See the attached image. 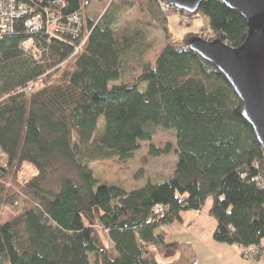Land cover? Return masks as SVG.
<instances>
[{
    "label": "trees",
    "instance_id": "16d2710c",
    "mask_svg": "<svg viewBox=\"0 0 264 264\" xmlns=\"http://www.w3.org/2000/svg\"><path fill=\"white\" fill-rule=\"evenodd\" d=\"M64 1V15L80 13L82 26L78 35L53 42L43 65L21 49L28 38L23 22L0 45V211L10 213L0 225V264H158L153 248L164 254L179 244L157 230L182 212L201 211L210 199L213 240L257 246L262 254L264 150L226 77L189 49L195 34L175 39L160 0H137L160 22L167 43L154 62L125 77L131 52L149 47L141 32L116 39L121 16L113 2L98 16L86 12L94 0ZM198 14L208 19L204 34L211 36L203 39L233 49L245 43V18L222 0H204L188 15ZM152 107L176 141L151 144L148 156L173 151L172 175L129 192L101 184L89 165L140 150L155 126L141 111ZM27 165L36 170L28 179ZM156 205L165 207L163 218L154 214Z\"/></svg>",
    "mask_w": 264,
    "mask_h": 264
},
{
    "label": "rangeland",
    "instance_id": "374dc122",
    "mask_svg": "<svg viewBox=\"0 0 264 264\" xmlns=\"http://www.w3.org/2000/svg\"><path fill=\"white\" fill-rule=\"evenodd\" d=\"M100 0H94L92 4L86 9L87 13H96L100 16L105 9L113 2L112 7L116 5L119 8L120 18L118 20L117 36L116 39L120 40L121 35H135L137 32H141L138 35L144 38V44L149 46L146 51L141 53L139 49H135L131 52L127 63L124 65V76L131 77L137 74L141 66L145 61L154 62L156 55L163 49L167 43L166 33L163 31V27L160 26V22L150 18L145 8L135 0H106L105 2ZM127 3L132 4L128 6ZM180 11V10H179ZM172 12L168 10L163 11L164 15H167L168 22L167 27L169 34L175 39L181 40L188 33H194L195 36H211L210 34H204L209 29L208 19L198 14L194 18H190L186 12ZM178 15V16H177ZM183 16H187L189 21L183 20ZM179 18V19H178ZM203 38V37H202ZM212 38V37H211ZM146 113L147 118L151 120V124L148 131L150 136L142 138L141 149L136 151L131 158L121 160L119 158H113L110 160L97 161L91 163L89 168L92 171L93 177L96 178L101 184L116 185L126 191H131L145 186L150 179L157 180L158 174L169 177L172 175L177 163V156L172 151L167 155H160L158 157H149V147L151 144L165 147L167 144H175L176 136L173 129H170L162 112L156 108L144 109L141 113ZM103 122V120H102ZM149 155V156H148ZM36 170L31 165H27L24 168V175L26 179L31 177ZM10 218V213L7 209H1L0 211V224L5 223ZM169 230L166 226L160 227L157 231ZM99 236L104 241V236L101 231ZM106 237V236H105Z\"/></svg>",
    "mask_w": 264,
    "mask_h": 264
},
{
    "label": "water",
    "instance_id": "95a60500",
    "mask_svg": "<svg viewBox=\"0 0 264 264\" xmlns=\"http://www.w3.org/2000/svg\"><path fill=\"white\" fill-rule=\"evenodd\" d=\"M164 5L195 14L204 0H160ZM237 10L248 25L245 43L233 49L220 40L195 36L189 49L215 65L242 103L243 117L251 125L264 150V0H222Z\"/></svg>",
    "mask_w": 264,
    "mask_h": 264
},
{
    "label": "built area",
    "instance_id": "2783aa9c",
    "mask_svg": "<svg viewBox=\"0 0 264 264\" xmlns=\"http://www.w3.org/2000/svg\"><path fill=\"white\" fill-rule=\"evenodd\" d=\"M161 4L164 12L171 9L162 2ZM66 6L64 0H0V45L5 35L14 32L16 23L23 22L28 38L21 43V49L36 64L43 65L46 62V53L48 54L49 47L53 42L63 41L65 34L78 35L81 29L82 18L80 13L65 16ZM182 18L187 23L189 22L187 16ZM36 35H40L43 42L37 39ZM81 46L76 47V52ZM24 92L30 96L32 87H26ZM0 155L3 156L1 149ZM256 180L261 181L263 185L261 177L256 178ZM154 214L158 218H163L165 207L156 205ZM235 247L245 259L261 255L260 248L257 246L244 248L235 245Z\"/></svg>",
    "mask_w": 264,
    "mask_h": 264
},
{
    "label": "crops",
    "instance_id": "0c3cea01",
    "mask_svg": "<svg viewBox=\"0 0 264 264\" xmlns=\"http://www.w3.org/2000/svg\"><path fill=\"white\" fill-rule=\"evenodd\" d=\"M211 204L210 199L201 211L182 212L180 220L166 225L169 230L157 231L169 243L179 244L177 250H168L164 254H159L153 248L158 264H264V251L259 257L245 259L234 245L220 244L213 240L217 221L209 213ZM105 236L104 242H108Z\"/></svg>",
    "mask_w": 264,
    "mask_h": 264
},
{
    "label": "bare ground",
    "instance_id": "6f19581e",
    "mask_svg": "<svg viewBox=\"0 0 264 264\" xmlns=\"http://www.w3.org/2000/svg\"><path fill=\"white\" fill-rule=\"evenodd\" d=\"M183 12V11H182Z\"/></svg>",
    "mask_w": 264,
    "mask_h": 264
},
{
    "label": "clouds",
    "instance_id": "9594fccd",
    "mask_svg": "<svg viewBox=\"0 0 264 264\" xmlns=\"http://www.w3.org/2000/svg\"><path fill=\"white\" fill-rule=\"evenodd\" d=\"M161 2V1H160Z\"/></svg>",
    "mask_w": 264,
    "mask_h": 264
}]
</instances>
